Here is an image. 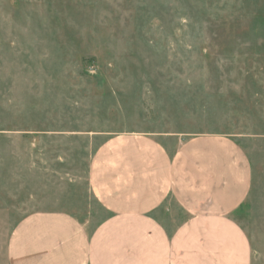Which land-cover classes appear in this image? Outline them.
<instances>
[{"label":"rangeland","instance_id":"1","mask_svg":"<svg viewBox=\"0 0 264 264\" xmlns=\"http://www.w3.org/2000/svg\"><path fill=\"white\" fill-rule=\"evenodd\" d=\"M129 133L231 138L251 169L232 217L264 264V0H0V264L31 213L105 217L90 160Z\"/></svg>","mask_w":264,"mask_h":264},{"label":"crops","instance_id":"2","mask_svg":"<svg viewBox=\"0 0 264 264\" xmlns=\"http://www.w3.org/2000/svg\"><path fill=\"white\" fill-rule=\"evenodd\" d=\"M88 180L105 217L91 229L69 213H31L14 227L7 264H251L232 217L251 169L231 138L169 149L151 134L116 135L93 153Z\"/></svg>","mask_w":264,"mask_h":264}]
</instances>
